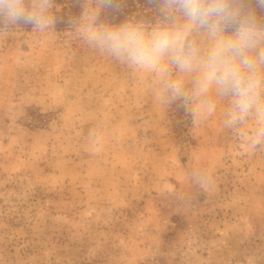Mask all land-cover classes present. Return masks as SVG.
<instances>
[{"label":"rangeland","instance_id":"1","mask_svg":"<svg viewBox=\"0 0 264 264\" xmlns=\"http://www.w3.org/2000/svg\"><path fill=\"white\" fill-rule=\"evenodd\" d=\"M55 2L62 26L0 33V264H264V148L77 40L94 0Z\"/></svg>","mask_w":264,"mask_h":264},{"label":"clouds","instance_id":"2","mask_svg":"<svg viewBox=\"0 0 264 264\" xmlns=\"http://www.w3.org/2000/svg\"><path fill=\"white\" fill-rule=\"evenodd\" d=\"M126 0H94L71 21L73 35L133 73L150 77L161 105L179 102L193 124L214 115L219 101L228 111L223 126L236 131L250 152L264 148V0H144L154 19L139 13L120 23L101 19ZM55 0H0V33L31 26L54 30ZM253 121V127L243 126ZM204 190L212 177L194 173Z\"/></svg>","mask_w":264,"mask_h":264},{"label":"trees","instance_id":"3","mask_svg":"<svg viewBox=\"0 0 264 264\" xmlns=\"http://www.w3.org/2000/svg\"><path fill=\"white\" fill-rule=\"evenodd\" d=\"M76 10L75 8L73 11ZM258 15L264 16V12L256 9ZM139 13L146 18L154 19L156 12L153 8L144 3V0H126L124 7L119 12L104 11L101 19L107 23H120L127 15ZM66 13L58 12L56 16V26L60 27L66 20Z\"/></svg>","mask_w":264,"mask_h":264}]
</instances>
